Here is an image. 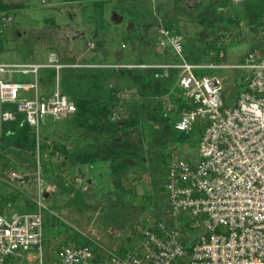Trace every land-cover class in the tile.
I'll return each mask as SVG.
<instances>
[{"label": "rangeland", "instance_id": "1", "mask_svg": "<svg viewBox=\"0 0 264 264\" xmlns=\"http://www.w3.org/2000/svg\"><path fill=\"white\" fill-rule=\"evenodd\" d=\"M3 1L10 4L11 8L7 12L13 16L12 23L4 29L0 43V61L6 63H36L47 59L51 49L58 55L66 51L72 52L75 60H81L80 57L84 59L92 50V44H87V39L96 37V33L86 34L85 38L77 37L74 42L69 37L73 34L69 29H82V26H90L93 23L97 25V21H100V29L112 30L110 34L106 33L110 54L107 48H103L107 56L109 54L110 58L107 60L115 59L113 48L128 51V47L121 45L126 42L130 46V36L133 34L131 21L135 23L136 33L133 36L139 37V45L143 46L138 56L142 57L145 51L146 55L143 57L146 61L159 64L152 66L157 69L151 73L153 81L161 78V72L163 77L169 78L175 73L172 69L164 68L163 65L168 62L158 60L159 56L155 55L156 50L153 49L155 44L150 43L151 40L158 41V37H154L157 32L156 24L153 23L158 17L167 22L172 21L179 27L187 39L188 46L193 49L190 52L192 56L188 57L191 62L225 61L239 65L244 63L245 55L253 45L264 46V19L260 21V15L247 14L250 10L248 4L246 6L243 2L232 0H115L118 2L117 9L111 5L107 7V4L105 6L107 9L113 8L109 9L110 12L117 10L121 15H125L126 22L116 26L112 21L121 22V15L116 14L114 19H110V25L106 18L100 16V5L105 4L107 0ZM210 5L221 9V16L215 6L214 11L208 10ZM236 13L240 18L232 16ZM150 21L154 25L148 27ZM125 25L129 26L124 28L127 30L126 36L114 34V31L123 29ZM147 36L151 37L150 42L147 41ZM97 38L103 47L106 38ZM67 39H70L69 42ZM211 44L218 45L214 50H209ZM159 47L160 52L162 48ZM69 49L71 51H68ZM221 50L225 53L222 58L219 56ZM118 67V63L110 66L114 69ZM210 71L226 74L227 95L232 96L243 88L244 69L232 66ZM18 77L33 80L32 75L22 74ZM86 80L89 84H86ZM67 86L69 87V84ZM177 89L181 90L179 86ZM141 90H144V87H141ZM76 92L78 96L89 98L90 108L93 110H96L99 101L109 98L112 93L116 94V98L121 95L118 97L119 103L122 102L125 108L118 120L128 119L135 122L129 125L121 122L116 129L117 123L113 122L118 120H113L111 113H108L106 116L102 115L100 124L91 127L89 122L81 125L72 114L62 119H55L50 115L40 124V132L34 131L38 144L35 152L25 150L6 137L4 142L0 141V208L7 215L16 210H36L39 181L42 180L43 188L48 185L54 187V190L46 189L42 192V196H45L43 203L46 204L43 211L47 249L53 252L52 250L61 244L85 242L96 247L102 254L110 255L115 251L134 247L137 238L133 229L141 219L151 215H164L168 206L165 192L168 167L165 155L170 148L178 146L177 152L192 160L198 157L199 141L189 139L187 142L175 143L171 140L172 133L159 134L158 130H162L160 121L151 117L148 119L149 112L140 115L141 113L136 111L137 108H130L131 102L136 98L141 103L144 100V97L139 95V85H127L126 81L120 80L118 76L102 72L99 76H91L89 79L85 77L78 84ZM98 95H101L100 98ZM171 97L169 99L168 94L163 97L160 114L177 118V105ZM145 105L154 108L152 103L148 102L142 104L141 111L149 110ZM146 119L154 123V128L149 125V121H145ZM43 143L47 145L45 154L41 151ZM64 147H68L73 156L80 151L92 152L97 156L95 162L103 161L105 168L99 169V166H95L94 170H91L88 167L91 164L79 163L73 165L76 168L74 169L70 165V159H65L64 166L69 168L64 171L61 168L63 162L52 161L48 165L60 173L62 169L63 176L56 177L53 172H43L40 180L37 166L30 161L29 156L34 155L37 159L39 153L40 159L43 155L45 159L50 155L60 157ZM76 170L79 173L76 174ZM15 171L19 175L14 177ZM9 202L11 207L7 206Z\"/></svg>", "mask_w": 264, "mask_h": 264}, {"label": "built area", "instance_id": "2", "mask_svg": "<svg viewBox=\"0 0 264 264\" xmlns=\"http://www.w3.org/2000/svg\"><path fill=\"white\" fill-rule=\"evenodd\" d=\"M12 20L8 12H0V43ZM157 20L160 47L170 49L177 58L163 66L178 69V95L191 105L178 112L175 128L191 132L197 123L205 124L197 158L190 160L179 154L178 146L168 152V206L164 215L148 216L135 225L133 248L108 255L89 244L69 243L50 252L44 233L46 204L42 192L54 187H42L38 153L36 166L41 181L37 209L16 210L10 215L0 210V264H264V46L251 47L239 65L191 62L184 50L185 36L178 27H167L163 19ZM90 44L96 45L94 41ZM224 55L221 50L219 56ZM76 65L80 64L62 62L54 49L47 59L36 63L0 61V136L5 123L17 119L18 113H23L39 133L47 116L62 119L75 112V101L61 90L60 72ZM232 66L245 70L243 88L234 97L226 93L224 72H198ZM47 67L57 71L50 90L44 89L39 77ZM14 73L32 75L33 80ZM124 108L120 102L111 112L113 120L122 117ZM7 206L11 207V202Z\"/></svg>", "mask_w": 264, "mask_h": 264}, {"label": "trees", "instance_id": "3", "mask_svg": "<svg viewBox=\"0 0 264 264\" xmlns=\"http://www.w3.org/2000/svg\"><path fill=\"white\" fill-rule=\"evenodd\" d=\"M243 3L248 4L250 10L247 11V14L252 15V16H256V15H260L262 18L260 19L263 20L264 19V0H253V1H249V0H244L242 1ZM251 2V3H250ZM263 5V6H262ZM214 6L215 5H210L209 8H207L210 11H214ZM216 7V6H215ZM10 4L5 3L3 0H0V10H2V12H7V10H10ZM218 10V15L221 16V9L217 8ZM223 15V14H222ZM246 15V14H245ZM233 17L236 18H240V15H238V13H236V15H232ZM158 19V18H157ZM155 19V21H153L154 24H158V20ZM165 25L167 27L169 26H174L175 24H173L172 21H164ZM154 24H152V22L150 21L148 23V27L149 26H153ZM176 26V25H175ZM178 30L181 32V30L178 27ZM182 33V32H181ZM183 34V33H182ZM186 42H185V53L187 54V57H190L192 55H190V52L193 51V49H191L190 47H188V43H187V39L185 38ZM147 41H150V37L147 36ZM218 44H211L209 45V50H214V47L217 46ZM255 46V45H253ZM252 46V47H253ZM212 47V48H211ZM220 49V48H219ZM164 53L168 54L169 56H167L166 58H161L158 60L159 61H168L171 60H177L176 56L170 51V49H164ZM62 61H64L61 58ZM213 60V59H212ZM140 62L137 63H143V62H149L144 60V58L140 57L139 58ZM66 62V61H65ZM193 62H205L203 60H195ZM207 62V61H206ZM213 62V61H211ZM155 68V67H154ZM153 67H128V66H123L120 67L119 69H114V68H105V67H91V68H86V67H81V66H66L61 72H60V86H61V90L67 94H69L71 97L73 96V100L76 103L77 109L75 112L72 113V115L75 117V119L82 125L85 124L84 122H89L91 124V127L100 124L101 123V119H102V115L104 114V116H106L108 113H111V111H113L119 104V96L121 95H117L116 98V94L112 93L110 95L109 98L103 99V101H99L100 103L97 104L96 110H93L90 108L91 103L89 102V98L88 97H84V96H78V92H76V88L78 86V84H80L81 80L83 78H91V76L95 77V76H99L100 73L102 72H107L110 73V75L113 76H118V78L120 80L126 81L127 85H139V89H140V93L139 95H141L140 97H144L143 102L141 103L140 101H138V98H136V100L133 102H131L132 107L130 106V108H132L134 110V107L137 108L136 111L137 113H141L140 115H142V113L144 114L149 112L148 115V119H150V117L153 120L156 121H160L162 130H158L159 134H173L171 136V140L174 141L175 143H180V142H187V140H191V139H196L198 141H200L199 139L201 138V136L204 133L205 130V124L204 122H199L197 123V125L194 127V129L191 132H186L184 130H178L175 128V123L177 121V119L179 118V115L177 118H174L172 115L168 116L165 114H160V110L162 109L163 106V97L168 94V96H172L171 99L176 103V109L178 110V112L182 109V108H189L191 107V105L186 103V100L184 99V97L179 96L178 95V89H177V85H176V81H177V75H178V69L175 68L173 72L172 77H166V76H162V72H161V78L156 79L155 81L152 80L151 77V73L156 72V68L154 69ZM42 71H44L42 73ZM206 71H210V69H202L200 71H198L199 73H204ZM56 70L55 68L52 67H47V68H43L41 70V72H39V77L41 82H48L53 84L55 81V77H56ZM76 75V77H75ZM80 77V78H79ZM89 84V82L86 80V84ZM67 84H69V87L67 86ZM83 84H81L82 86ZM63 86V87H62ZM80 86V85H79ZM84 87V86H83ZM141 87H144V90H141ZM120 88V87H119ZM69 90V91H68ZM239 91H236L235 93L237 94ZM77 93V94H76ZM118 94V91L116 92ZM77 95V96H76ZM98 95V98H100ZM225 102L229 103L230 99L228 96L225 97ZM166 101V100H165ZM102 102V103H101ZM140 102V103H139ZM152 103L153 107H148L146 106L149 110L148 111H141L140 107H142V104L144 103ZM144 106V105H143ZM144 109V108H143ZM159 109V110H158ZM141 111V112H140ZM129 116V115H128ZM171 117V118H170ZM173 117V118H172ZM147 118V117H146ZM145 121H149L151 124H149L152 128H154V123H152L150 120H145ZM123 122L125 125H129L132 124L133 122H135L134 120H128V119H123V120H118V122H113V123H117L115 128L117 129L119 127V124ZM112 132H114L112 130ZM9 138L11 141L15 143L16 145L21 146L22 148H24L25 150H31L32 152H35L37 149V142H36V137H35V132L34 130L31 128L29 122L27 121L26 118H24L23 113H18L17 119H15L14 121H8L5 123L4 127H3V133L0 136V141L4 142L5 138ZM198 138V139H197ZM47 145L46 144H42V152L45 154V150H47ZM73 153L69 151L68 147H64L63 151H61L60 153V157H57L55 155H50V157L46 158L49 161H46L44 155L43 158L41 159L42 162V167L41 169L43 170L44 174L46 172L51 173L53 172L55 174L56 177H61L63 175H61L63 173V170L65 171L67 168L69 167H65L66 166V160L70 159V165L71 167H73L74 169H76L73 165H79V163L81 165L84 164H92L93 162L96 161V155L92 154V152L86 151V152H78L76 153V155H72ZM167 155H165L166 159H167ZM29 159L31 162H34L36 165V159L34 155H30ZM66 159V160H65ZM55 161V162H63V166H61V173L59 171H56L55 169H52L51 165L48 163ZM65 165V166H64ZM60 167V166H59ZM78 167V166H77ZM79 173L78 170H76V174ZM119 183V182H118ZM59 184L61 187V182L59 179ZM64 190V189H63ZM0 210H2V208H0ZM81 243V242H80ZM81 244H86L81 243ZM63 245V244H61Z\"/></svg>", "mask_w": 264, "mask_h": 264}, {"label": "crops", "instance_id": "4", "mask_svg": "<svg viewBox=\"0 0 264 264\" xmlns=\"http://www.w3.org/2000/svg\"><path fill=\"white\" fill-rule=\"evenodd\" d=\"M74 1H78V0H74ZM81 1H89V0H81ZM119 1L120 0H118V2ZM123 1H126V0H123ZM118 2H116L115 0H107V2L105 4L102 3L100 5V7H101V10L99 11L100 12V16H103L104 18H106L107 21H108V23H109V25L111 23V20L115 18L116 14L121 15L120 13H118L117 10H113L112 12H110L113 8L114 9H117L116 8V3H118ZM106 4H107V7H109L111 5L113 8L112 9L109 8V9H111L109 11V9H107V7L105 6ZM121 16H122V19H123V20L122 19L120 20L121 22H119V20L116 21V23H114V21H112V23H113L114 26H116L118 24L120 25V24H123V22H126L125 21V15L122 13ZM99 22L97 21V25L95 23L91 24L90 26H85L84 25V27L82 26V29H81V27H77V28L71 27L69 29V31L73 33L72 35L70 34L69 37H70L71 41H74V42H75V40H76L77 37H83V38H85L84 36L86 34L93 33V35H95V33H96V37H92V38L90 37L89 39H87L88 40L87 41V44H88V42H91V41H94L95 42L96 41L95 42L96 45L95 46H91V48H92L91 52L89 54H86L84 56V59H82V57H80L81 60H75L76 57L72 56V52L68 53V52L65 51L64 54H62V55L59 54L60 58H62L64 60L62 62L65 63V61H66V63H76V64H80V65H77V66H81L82 65L81 67H84L85 66L86 68H91V67H101L102 68V67H105L107 69L110 68V66L115 65L117 63H129V64L134 63V64H139V63H137V62H140L139 61V58L140 57L138 56V52H141L142 51V47L143 46L141 47L139 45V42L137 40L139 37H136L135 35L133 36V34L136 33V30H135L136 25H135V23L131 21V23H133L132 24L133 30L131 29L132 26H130V29L133 31V34H131V36H130L131 37V39H130V46H128V44H126V42H124L121 45L122 47H128V51H125V50H121L120 51L119 49L116 50V49L113 48V52H115V56L116 57H115L114 60L113 59L107 60L108 58H110L109 57V54H110L109 51H110V49L108 48V46H110V43L108 44V38L106 36V33H109L110 34L112 30H110V28H108V30L107 29L106 30L100 29L101 28V24H99ZM102 25H103V23H102ZM124 28H129V26L127 27L125 25L123 27V29H119V30L114 31V34H120V35H125L126 36L127 35V30L124 29ZM150 30H151L150 32H152V29L151 28H150ZM64 36L67 37L68 35H64ZM97 36H99V37H101L103 39L106 38L104 40L106 42H105V45L103 47H101V45L98 43V39L99 38H97ZM155 36H157L156 33H154V37ZM70 39H67L68 42H69ZM125 39H127V38H125ZM150 40H151V37H150ZM150 43L151 44H155L154 46L153 45L152 46H153V49L156 50L155 51V55H157V57L159 56V58L161 59V58H166L167 56H169L167 53L166 54L164 53V49L163 50L161 49L162 51L160 50V52H159V49H158L159 43H158V41H152L151 40ZM103 48H107V51L109 52L108 56H107V53L105 52V50ZM136 49H137V51H136ZM68 51H71V50L69 49ZM144 55H146V52L145 51L143 53V56ZM143 58H145V57H143ZM144 60H146V59H144ZM39 61H44V60H39ZM169 61H171V60H169ZM164 62H168V61H164ZM73 67H76V66H73ZM14 75L18 77V75H22V74L15 73ZM43 86H44V89H49L50 90L52 88L51 83H48V82H43ZM234 96H235V94L232 95V96H229V97H234ZM100 161L93 162L94 165L91 164V166H88L89 169L94 170L93 168L95 166H97V167L99 166V169L100 168L104 169L105 168V166H103L104 163H103V161L100 163ZM103 175H104V173H103ZM139 192H140V190H139Z\"/></svg>", "mask_w": 264, "mask_h": 264}]
</instances>
